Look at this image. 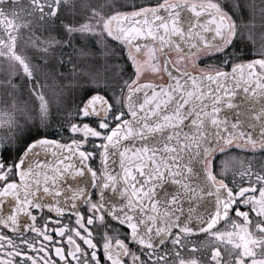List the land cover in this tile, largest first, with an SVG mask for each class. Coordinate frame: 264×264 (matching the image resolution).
<instances>
[{
  "label": "snow or ice",
  "instance_id": "6c2138e0",
  "mask_svg": "<svg viewBox=\"0 0 264 264\" xmlns=\"http://www.w3.org/2000/svg\"><path fill=\"white\" fill-rule=\"evenodd\" d=\"M0 264H264V0H0Z\"/></svg>",
  "mask_w": 264,
  "mask_h": 264
}]
</instances>
